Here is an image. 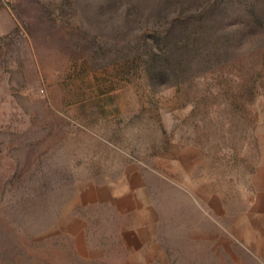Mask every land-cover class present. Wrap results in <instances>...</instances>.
<instances>
[{"label":"rangeland","instance_id":"rangeland-1","mask_svg":"<svg viewBox=\"0 0 264 264\" xmlns=\"http://www.w3.org/2000/svg\"><path fill=\"white\" fill-rule=\"evenodd\" d=\"M263 132L264 0H0V264H69L84 181Z\"/></svg>","mask_w":264,"mask_h":264},{"label":"crops","instance_id":"crops-1","mask_svg":"<svg viewBox=\"0 0 264 264\" xmlns=\"http://www.w3.org/2000/svg\"><path fill=\"white\" fill-rule=\"evenodd\" d=\"M215 150L187 144L81 183L56 217L55 261L264 264V132L240 164Z\"/></svg>","mask_w":264,"mask_h":264}]
</instances>
